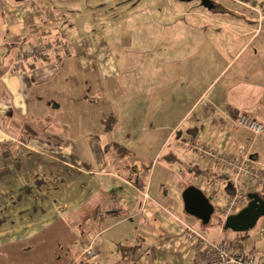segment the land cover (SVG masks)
I'll use <instances>...</instances> for the list:
<instances>
[{
	"label": "crops",
	"instance_id": "obj_1",
	"mask_svg": "<svg viewBox=\"0 0 264 264\" xmlns=\"http://www.w3.org/2000/svg\"><path fill=\"white\" fill-rule=\"evenodd\" d=\"M60 1L76 0H0V168L10 169L0 243L22 251L69 216L71 230L90 221L85 239L99 256L87 260L73 235L61 264H190L201 250L181 222L201 221L185 211L183 190L197 186L221 214L233 183L220 155L260 161L264 176V135L233 124L243 113L264 122V0H201L213 15L173 8L176 17L145 19L173 26L148 35L143 26L141 36L132 0H122L134 10L118 28L64 36ZM112 143L130 153L120 158Z\"/></svg>",
	"mask_w": 264,
	"mask_h": 264
},
{
	"label": "rangeland",
	"instance_id": "obj_2",
	"mask_svg": "<svg viewBox=\"0 0 264 264\" xmlns=\"http://www.w3.org/2000/svg\"><path fill=\"white\" fill-rule=\"evenodd\" d=\"M16 1V0H15ZM135 4L137 15L140 17L139 20H143V23L138 25L137 31H141L142 27L145 26L144 34L148 35L151 25L152 26H163L165 30V25L173 26L174 23H157L154 21L152 24L149 22H145V19H156V18H169L176 17L178 13L175 12L173 8H178L184 6L185 8H190L192 11L196 9L204 10L205 12H209L213 15L212 12L208 11L202 5L201 0H191V1H180V0H132ZM64 13V20L60 29V34L65 36V32L69 34H77V33H85L86 31L92 32L94 29H98L101 27L108 26L107 22L116 23V27L119 24V21L125 17L128 12L134 10L132 6L127 9L124 7L125 3L122 0H76L74 2H57ZM127 9V10H126ZM222 12L216 11V14H220ZM174 21V20H171ZM202 20H200L201 22ZM205 21V20H204ZM199 22V23H200ZM198 23V24H199ZM191 25V24H190ZM187 25L188 28L192 29V26ZM206 25V24H200ZM141 27V28H140ZM212 24H210L209 29H204L205 32L209 33L211 31ZM118 28V27H117ZM105 29V28H104ZM143 30L141 33L137 34V36H141L143 34ZM200 38L202 39L204 30L199 29ZM100 31V29H99ZM152 32V29L150 30ZM223 32L226 33V28L223 27ZM154 32V30H153ZM229 36V35H228ZM228 36L220 35L218 41L216 43L219 44V47H224L225 42H227ZM206 37V36H205ZM226 38V39H224ZM148 43L145 42L143 45L135 44L137 49H141V51L132 52V55L135 56L134 61H140V54H143L145 47L147 48ZM145 46V47H144ZM160 46V45H159ZM158 46V47H159ZM62 46H60L61 48ZM154 48L155 45L152 44ZM165 44H162L161 48L164 49ZM219 58V57H218ZM215 61V66H218L221 63V60L218 59ZM207 74L203 76L206 78ZM240 128V127H239ZM254 135V134H253ZM255 136V135H254ZM263 136V135H261ZM259 137V136H255ZM170 146L167 148L169 149ZM166 152V151H165ZM263 194V193H262ZM244 201V200H243ZM243 204L245 202H242ZM242 204V205H243ZM247 202L245 203V205ZM215 218L212 219L209 223L203 224L201 222H196L193 218L190 220L193 223L195 229L200 231L206 238L211 241H215L220 236L222 239H230L235 240L239 239L240 233L233 231L232 229H225L222 226L223 219L222 215L219 213V207L214 212ZM218 217V218H216ZM69 218V216L67 217ZM67 218L58 219L56 218L53 222L51 221L49 226H46L43 230H41L33 240L28 241L29 243L25 246L22 251L20 248H16L13 246H7L6 244L0 243V264H61L57 259V256H64L66 254L67 249L69 248V243L72 242L74 238L73 235L85 238L87 234L91 236L93 234V227L90 221H86L85 224L83 222V226H78L75 224V228L73 230L68 226ZM70 219V218H69ZM72 221L76 220L75 216H73ZM73 221V222H74ZM264 217H261L257 224L249 230V238L244 240V244L246 246L247 242L251 240L252 244L256 243V252L260 253L264 248V243L261 242L260 239H256V231L258 227L263 223ZM197 223V224H196ZM96 225V223L94 224ZM76 229V230H75ZM77 238V237H76ZM76 248V247H75ZM55 258L56 261H53L52 258ZM60 254V255H58ZM46 260V261H45Z\"/></svg>",
	"mask_w": 264,
	"mask_h": 264
},
{
	"label": "built area",
	"instance_id": "obj_3",
	"mask_svg": "<svg viewBox=\"0 0 264 264\" xmlns=\"http://www.w3.org/2000/svg\"><path fill=\"white\" fill-rule=\"evenodd\" d=\"M30 53H35L33 49ZM17 64L22 65L21 57L17 59ZM234 127L245 128L255 136L264 135V122L259 121L252 115L243 113L234 119ZM220 163L232 170L233 192L227 197L224 207L221 209L223 222L231 215L237 213L245 202L246 192H257L264 189V176L261 172L262 163L255 161L248 156L243 158L222 154L218 157ZM252 190V191H251ZM144 197L149 199L147 188L143 189ZM259 193V192H258ZM244 200V201H243ZM185 228L187 237L199 245L200 255L190 264H264V259L260 258L253 244L247 242L241 247L239 240L222 239L218 237L215 241L206 238L194 227L181 222ZM256 239L264 242V225L258 227ZM96 240H87L77 236L75 245L81 250V254L91 261L99 256Z\"/></svg>",
	"mask_w": 264,
	"mask_h": 264
},
{
	"label": "water",
	"instance_id": "obj_4",
	"mask_svg": "<svg viewBox=\"0 0 264 264\" xmlns=\"http://www.w3.org/2000/svg\"><path fill=\"white\" fill-rule=\"evenodd\" d=\"M23 1V0H16ZM191 1V0H180ZM209 0H203L206 4ZM185 211L197 217L201 223L210 222L215 207L209 197L197 186L189 185L182 193ZM247 204L237 213L229 215L224 221L225 229H232L236 232H247L252 229L261 217H264V193H247Z\"/></svg>",
	"mask_w": 264,
	"mask_h": 264
},
{
	"label": "trees",
	"instance_id": "obj_5",
	"mask_svg": "<svg viewBox=\"0 0 264 264\" xmlns=\"http://www.w3.org/2000/svg\"><path fill=\"white\" fill-rule=\"evenodd\" d=\"M112 121L113 122L115 121V118L113 116H109V117H107V118H105L103 120V123L105 124V128L107 130H111L113 128L114 125L113 124H110V122H112ZM27 133H28L27 135H30L32 133V131L30 130ZM21 139H25V138L22 137ZM110 146L114 147L115 144L112 143V144H110ZM115 147H116V153H117V155L120 158H122V157H124V156H126V155H128L130 153L124 147L117 148L118 147L117 145ZM9 172H10V169L8 167L7 168L6 167L0 168V180L5 175H7ZM138 180L139 179H136V181H138ZM24 191H25L26 194H29V195L32 193V190H31V187L30 186H26L25 189H24ZM213 216H214V214H213ZM213 216H212V218H213ZM212 218H211V220H212ZM2 223H3V217L0 216V226H1ZM239 233H240V237L238 239L239 240V244H240L241 247H244V240L246 238H249V231H247V232H239ZM73 246L74 247H77L75 245V240L73 241ZM122 249L124 250V254L127 253V247L126 246H122Z\"/></svg>",
	"mask_w": 264,
	"mask_h": 264
}]
</instances>
